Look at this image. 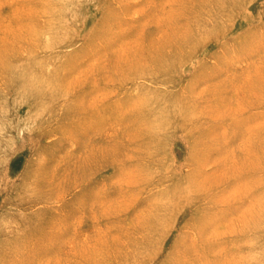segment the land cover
<instances>
[{
    "label": "rangeland",
    "instance_id": "rangeland-1",
    "mask_svg": "<svg viewBox=\"0 0 264 264\" xmlns=\"http://www.w3.org/2000/svg\"><path fill=\"white\" fill-rule=\"evenodd\" d=\"M0 264H264V0H0Z\"/></svg>",
    "mask_w": 264,
    "mask_h": 264
}]
</instances>
